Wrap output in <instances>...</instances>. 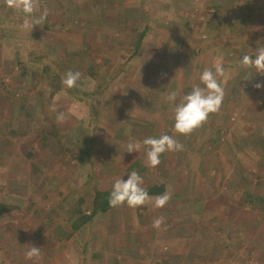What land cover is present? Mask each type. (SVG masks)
Wrapping results in <instances>:
<instances>
[{
  "label": "rangeland",
  "instance_id": "rangeland-1",
  "mask_svg": "<svg viewBox=\"0 0 264 264\" xmlns=\"http://www.w3.org/2000/svg\"><path fill=\"white\" fill-rule=\"evenodd\" d=\"M45 10L23 29L0 0V264H264V75L240 64L264 47V0H40L32 20ZM218 64L219 111L175 132V106ZM163 134L184 148L156 168L127 152ZM132 171L166 206L89 217Z\"/></svg>",
  "mask_w": 264,
  "mask_h": 264
},
{
  "label": "clouds",
  "instance_id": "clouds-1",
  "mask_svg": "<svg viewBox=\"0 0 264 264\" xmlns=\"http://www.w3.org/2000/svg\"><path fill=\"white\" fill-rule=\"evenodd\" d=\"M8 8L23 14L21 27L23 29H33L34 26L40 25L48 15L45 10L38 19L32 20L34 14L40 9V0H5ZM240 64L245 68H254L257 74L264 75V47L257 49L255 59L250 55H243ZM225 70L221 65L216 66L215 74L210 69H205L200 75V81L204 85L193 87L192 91L182 98V101L174 109V130L181 135H190L193 131L203 126L208 120L210 114L219 111L224 98V89L217 80V76H225ZM79 71H68L62 79V84L66 88H74L77 81L80 80ZM252 77V76H251ZM247 77L244 80H250ZM255 88H264V83H256ZM177 93L172 91L166 97L168 101H175ZM52 110L55 111V105ZM64 114L57 115V121L63 122ZM146 149L147 166L156 168L160 165V156L166 152L182 151L184 146L172 136L163 134L157 137H147L142 142H129L127 152H140L141 148ZM143 178L136 171L128 174V178L116 179L110 192L109 204L112 207L127 205L130 208L142 207L145 204L153 203L155 208H163L171 199L170 194L151 197L146 188L143 186ZM165 225L164 217H157L153 220V227L160 229ZM166 227V225H165ZM40 248L31 246L25 253L26 259L33 260L40 258Z\"/></svg>",
  "mask_w": 264,
  "mask_h": 264
},
{
  "label": "trees",
  "instance_id": "trees-1",
  "mask_svg": "<svg viewBox=\"0 0 264 264\" xmlns=\"http://www.w3.org/2000/svg\"><path fill=\"white\" fill-rule=\"evenodd\" d=\"M150 28L145 26L144 30L140 32L139 37L137 38V45L138 47L141 46L142 44V39L146 37L148 34ZM28 70V69H27ZM26 70V71H27ZM110 192L111 190L108 191H96L95 197L93 199V209H92V215L89 217H92L93 215L97 214H105L110 212L111 210L117 208V207H112L109 204V197H110ZM9 205L7 204H0V220L4 217L5 213H8L10 210ZM76 214L75 212H73Z\"/></svg>",
  "mask_w": 264,
  "mask_h": 264
}]
</instances>
